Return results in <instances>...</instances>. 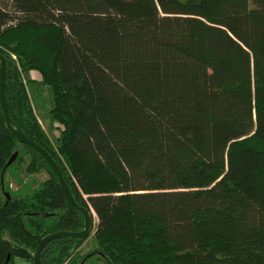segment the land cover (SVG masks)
I'll return each instance as SVG.
<instances>
[{"label": "trees", "instance_id": "obj_1", "mask_svg": "<svg viewBox=\"0 0 264 264\" xmlns=\"http://www.w3.org/2000/svg\"><path fill=\"white\" fill-rule=\"evenodd\" d=\"M0 55L14 126L91 214L96 249L55 239L41 264H264V0H0ZM84 228L0 103V264H34L47 235Z\"/></svg>", "mask_w": 264, "mask_h": 264}, {"label": "water", "instance_id": "obj_2", "mask_svg": "<svg viewBox=\"0 0 264 264\" xmlns=\"http://www.w3.org/2000/svg\"><path fill=\"white\" fill-rule=\"evenodd\" d=\"M0 62H1V72H0V103L2 110L4 112L5 118H6V126L11 131V133L25 146H28L38 153H40L47 163L52 168L53 172L55 173L56 177L59 180V183L61 184V187L71 203V205L79 212H81L85 217V228L81 232L72 233V232H58L54 234L47 235L39 244L37 251L35 253V260L34 264H41V256L42 251L46 247L48 243H50L52 240L59 239V238H74V239H86L91 236L92 230H91V214L90 212L80 206L76 200L74 199V196L72 194V191L64 179L60 168L58 167L57 163L55 162L54 158L47 152L46 149L39 146L32 140H30L19 128L15 127L13 124V121L10 116V110H9V104H8V98L5 91V82H6V72H7V59L5 56L0 55ZM18 153H15L10 161L8 162V166L12 165L16 158ZM5 190V188L3 187ZM6 196L8 201L11 199L10 193L6 192Z\"/></svg>", "mask_w": 264, "mask_h": 264}, {"label": "rangeland", "instance_id": "obj_3", "mask_svg": "<svg viewBox=\"0 0 264 264\" xmlns=\"http://www.w3.org/2000/svg\"><path fill=\"white\" fill-rule=\"evenodd\" d=\"M30 90L32 92V96H33V101L35 106L38 108V111L40 113L41 118L45 121V123L47 124L46 126H50L47 127L48 129H50V131L52 132L53 135H57L59 133V130L56 129L55 125L57 124L56 122H54L51 117H50V110L52 109L53 106V96L52 93L49 89L48 86H45L44 84H38V83H30ZM55 127V128H54ZM60 135V133H59ZM52 136V135H51ZM53 138V137H52ZM54 139V138H53ZM57 140V138L55 137L54 143ZM8 178H10L11 180H14L13 176L11 174H9ZM25 178H28V183L30 190H34L37 187H40L41 184L47 179V174L42 172L41 174H37L35 176H31V177H27L25 176ZM7 185H9L8 181H7ZM15 188H16V183L14 182ZM94 226L97 225L98 221H97V217L94 216ZM91 246L92 245H96V241L95 238H91Z\"/></svg>", "mask_w": 264, "mask_h": 264}, {"label": "crops", "instance_id": "obj_4", "mask_svg": "<svg viewBox=\"0 0 264 264\" xmlns=\"http://www.w3.org/2000/svg\"><path fill=\"white\" fill-rule=\"evenodd\" d=\"M24 80L27 83V88H28V91H29V94H30V97H31V100H32V104H33V107H34V111H35V113L37 115L38 120L40 121V123L42 124L44 130L46 131V133L48 134V136L50 137V139L52 141L55 140V137L58 139L59 133H60V130H61V126L58 125V124L55 125L56 129L59 130V133L57 135H53L52 132L50 131V129H52V128H50V129L47 128V127H50L51 125L50 126H46L47 124L41 118L40 113L38 111V108L34 104L32 92L30 90V83L31 82L32 83L43 84L42 83V76H41V74L39 72H37V71L27 72V73L24 74ZM28 180L29 179L27 178L26 182H28ZM7 181L9 183L8 189H10V190H12L14 192H16V191L19 190V187L18 186H16V188H15L14 180H11L10 178L7 177ZM91 238H94V234H91V236L89 237V239L86 240L84 242V244L80 247V249H79V253L80 254L87 255V254H90L91 252H93L96 249V245L95 244L91 246V242H92L91 241ZM16 264H30V263L28 261H26L25 259H23V258H16ZM100 264H104V263H100Z\"/></svg>", "mask_w": 264, "mask_h": 264}, {"label": "built area", "instance_id": "obj_5", "mask_svg": "<svg viewBox=\"0 0 264 264\" xmlns=\"http://www.w3.org/2000/svg\"><path fill=\"white\" fill-rule=\"evenodd\" d=\"M13 59L18 60L16 56L13 55Z\"/></svg>", "mask_w": 264, "mask_h": 264}]
</instances>
